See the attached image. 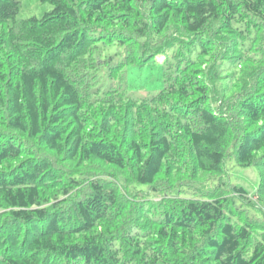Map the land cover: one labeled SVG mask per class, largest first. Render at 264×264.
Returning <instances> with one entry per match:
<instances>
[{
  "label": "trees",
  "instance_id": "1",
  "mask_svg": "<svg viewBox=\"0 0 264 264\" xmlns=\"http://www.w3.org/2000/svg\"><path fill=\"white\" fill-rule=\"evenodd\" d=\"M40 1L0 0V264H264V0Z\"/></svg>",
  "mask_w": 264,
  "mask_h": 264
},
{
  "label": "rangeland",
  "instance_id": "2",
  "mask_svg": "<svg viewBox=\"0 0 264 264\" xmlns=\"http://www.w3.org/2000/svg\"><path fill=\"white\" fill-rule=\"evenodd\" d=\"M22 4L20 16L23 18H28L31 16L38 17L41 12L46 9V4L42 3L40 0H20ZM137 80V86L140 84L141 80ZM135 80V81H136ZM227 169V179L232 184H240L246 188V190L253 194L254 190L258 184V176L254 169H241L233 165L232 162H228L226 165ZM251 194V195H252Z\"/></svg>",
  "mask_w": 264,
  "mask_h": 264
}]
</instances>
